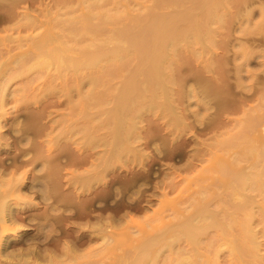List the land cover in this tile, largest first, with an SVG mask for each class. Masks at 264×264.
I'll return each instance as SVG.
<instances>
[{"label":"rangeland","instance_id":"rangeland-1","mask_svg":"<svg viewBox=\"0 0 264 264\" xmlns=\"http://www.w3.org/2000/svg\"><path fill=\"white\" fill-rule=\"evenodd\" d=\"M84 1L85 0L83 1L81 0H41V1L40 0H21V1L0 0V20H1L0 38L2 36L7 38L8 36L9 38H7V40L10 41V38H14V40H17L19 36L20 37L23 36L27 38L29 35L34 37L36 35H39L40 32L43 33L44 30L47 32L48 28L52 29L53 32L59 33L60 30H58V26L55 25L54 23L55 20L58 17H60L59 19H65L67 16H71V14L72 15L75 13L76 15L79 14V12L82 11L83 5L82 6L78 5V2L81 4V2ZM96 1L97 0H95L94 2ZM172 1L175 2L176 6L172 5L170 2L168 4L169 5L168 7V5L166 6V3L164 4L162 0H157V1L156 0H127V1L101 0V2L100 0H98L97 2H99L98 3L99 5L103 4V6H105L106 9L107 7L108 9L111 8L113 9L116 7L122 10L126 6L130 12V15H132L133 17H139V16L144 17L142 18V19L146 18L144 22L151 23L155 21L153 19L158 18V15L165 16L166 14L169 15V13L172 15L183 13V11L188 9L187 6L190 3L187 2L189 0L187 1L178 0V2L176 0H172ZM220 1L225 2V4L222 2V5L225 6H221V9H219V11L220 10L221 11L217 12V14L219 15L221 14L219 20L217 17L218 15H216L215 21L214 20L211 21L210 19L204 20L206 22V26L207 25L208 26L205 27L204 25L206 31L202 30L198 34L199 38L198 36L196 37V39L191 37L194 40L190 39L188 40V42H187V38L186 39L184 38L182 40L184 42L186 40L187 42L186 44L188 45L182 43L183 41L181 40L180 41L181 43L179 42L181 44L179 45V48L174 50V51L178 50L175 52L176 55L174 54L175 55L174 56L173 53L170 52L173 62L172 61L170 62L172 67L170 66L171 69V70L169 69L170 71H168L167 68L168 74L166 72L167 74L166 76H168V80H170L171 83H169L168 81L170 85L169 84L167 85V91H165V96L163 97L158 96L160 98L157 97L158 99H155L157 100L156 102L159 105L168 104L169 106H171L169 110L165 109L166 107L163 108L164 107L163 105L159 106L156 102L155 103L157 104V106L155 108L153 106H151L153 108L147 106L148 104L146 105L147 108L146 107L143 108V105L141 106V104L139 107L137 106V108L128 107L130 108L129 110H131V112L127 110L128 114H130L131 116L134 115L131 118L135 122L134 121L131 122H134V126L136 127V128L134 127V129L131 130L133 133L132 132L130 133V129L127 130V132L130 133V135L128 136L130 137L132 134L133 137V138L132 137L129 138L128 143L126 141V138L125 140L123 139L124 141V142L122 141L123 143L114 140L112 141V139H110L112 138L113 133L111 132L109 133V131L113 130V128H111L112 127L111 124L114 123L110 121L109 124V121H107L108 118L106 116L107 112L105 113V110L108 111V108L109 109L112 108L113 102L111 104L109 103L106 105L102 104L101 107L95 106L96 108H94L93 106V109H90L92 107L88 108L87 112L91 114V117L93 119L92 120L93 124L92 121L83 120L84 117L82 115L83 112L85 113L86 111V109L84 110V107H81L79 105H78L79 108L81 107L80 109L78 107H75L80 97H83V95L85 96L88 93L89 85L88 82H85L90 77L89 76L90 74L88 73H87L88 75L86 74L84 76L82 74L76 77L75 75L71 76L70 73L67 74L69 78L64 75L63 76L58 75L60 77L59 78L56 75L57 73L53 75L54 74L53 69L43 71L44 73L43 72L39 73L37 70H32L28 74L26 73L23 74L24 76L23 75L19 77L16 76V78L12 77L13 80H11L12 79L11 78L9 79V82L7 81L6 83H3L4 86H6L8 83L9 84L7 85L6 90L4 89V94L7 95H5L6 97L3 100L6 101L7 103L5 104V106H3L4 108L2 107L3 109L0 108V125H1L0 137H2V139L0 140V163H1L0 189H2L0 193L3 191L4 192L6 191L7 193L9 188L7 189L6 187L10 186V184H14L16 182L14 180L20 179V183L19 185H17L19 187L18 189L20 192L16 193L13 191L15 194L12 192L13 194L11 195L10 193L11 190H9L10 194L5 193V195L8 196L5 198V200L9 198V200L6 201L7 202L9 201L10 204L12 203L11 205H13V202L15 201L14 202L15 204L12 206L13 208L23 206V210L21 209L22 211H19L20 212L18 214L19 221L17 223L19 225L23 224V226H26L25 230L23 229L18 230V228L16 227L17 229L16 233L8 235V238L10 240L16 239L17 237L22 235H24L25 237H34V235L36 236V234L38 233L40 237V235L46 234L49 231V229L45 230L48 228L47 226H45L47 223H43L44 221L42 222L43 219L41 220V218L40 220L37 219L40 222L35 221L36 217L39 216V214H41L45 210L50 208L49 209L50 211L54 212L53 209H55V212L57 213L56 214L54 212L53 214V212H51L50 213L52 214L51 216L57 218V216H60L63 213L62 211L66 209V207L62 206L63 204L62 195L64 194V197L72 195V197L73 196L75 197V200L78 203V208H79L78 210L76 209L77 210L76 213H78V215H75L76 217L72 219L73 223L76 222L75 223L76 227L80 228L81 225L85 227L87 223L86 221L87 219H90V222L94 221L95 220L94 218L101 217V214H103L102 216L104 217V219L115 218L113 220L116 221L113 220L111 221L113 222L112 224L115 223L116 227L118 226L117 227L118 229L114 227L115 229L113 228L112 233L115 234H113L114 236L110 235L114 238V240L113 238L111 239V237L109 236L110 233H108L109 232L108 230L110 228H107V231H105L102 234H100L101 232L100 233L95 232L93 234L94 238L92 243H94L93 244L94 246L92 245V243L90 246L81 245L79 251V253H81L82 251L83 253H86L89 249L90 250L93 249L94 256H96L97 259L100 258L99 256H102L105 259L104 256H106L105 259L106 262L108 264L109 263L112 264L111 262L114 261V258L117 259L118 257H120L121 254L125 252L124 250H129L126 248L133 247L132 244H135L137 242V239L145 236V234L142 233H147L146 231H148L149 233L151 232L150 224L146 225V227L144 226V229L137 227L138 224L137 225L135 224L136 227H132V228L131 226L128 227L129 225L126 226L127 219L129 217L130 218L133 217L132 221L134 220L133 222L135 223L146 224L147 221H149L152 226L158 225L159 215L166 217H173V215L175 214L174 212L176 211L174 207L183 210L184 208H186V206H188L189 203H193L194 199L197 198L202 199L204 196H206V199L207 198L211 199L214 196L213 195L209 196L207 194L210 191L213 193L215 192L216 194L223 192L222 195L226 193L224 196L226 197L227 193L229 192V189H227L226 187L229 188L234 184V183L231 184L232 183L231 178L233 173H235L236 170H238L237 173H239L240 171L239 169H241L242 171V167L247 168V169L243 168L245 172L248 169H250L249 171L253 169L250 168L253 164V163L250 164V161L253 160L252 159L253 154L250 153L257 154L258 151L259 154V152H261V149H264V144H263L264 143V61H263L264 60V55H263L264 54V0H220ZM156 2L159 3L162 2V3L160 4L157 3L158 4L157 6ZM115 4H117V6L114 7L113 5ZM160 6H162V8ZM175 7H177L178 10ZM171 8H173V10ZM149 9L153 12L151 14H153L154 16L150 14L151 11ZM200 10L199 11L196 10L197 11L196 13L199 14V17H201L204 13L202 12L203 9ZM13 12L15 13L14 15ZM57 13L59 15L58 17H57ZM63 14L65 16H63ZM23 16L28 21L29 19L27 17L30 16V22L34 23L33 26L38 25V27L36 26V28L27 29L28 31L26 30V32L24 31L25 29L23 30L13 29L16 25L19 26L30 25L26 19L25 20L28 23L24 20ZM148 16L150 19H152L153 17L155 18H153L152 21L148 19ZM31 19L33 21H31ZM213 21L215 22V24ZM132 26L135 25H130V27ZM136 27L137 26H135V28ZM9 28H11L12 30H10ZM135 28L133 27L131 29L132 30L131 32L133 34L135 33L136 30ZM59 29L61 28L59 27ZM107 30H104V32H106ZM6 38L4 39L1 38L2 40H4L3 43H5ZM29 40L27 39L26 41H23V43H20V48L19 45H17L18 46L17 48L15 44L16 48L15 49L13 48L14 49V51L12 50L13 52L11 51V54L14 55V58L11 59V62H9L10 60H7L6 62L9 63L5 64L6 67L4 66V68H7L8 70L6 69L5 71L6 73L1 70L2 72L0 73L2 74L12 73L13 75L15 74L17 75L16 71L20 67L18 68V65L16 66L14 65L16 62L18 64L22 63V61H20V59L21 60L23 59L21 54H23L26 51L27 53L34 52L31 51L33 49L32 41ZM8 42L6 44L7 46L9 45ZM10 42H13L14 44L15 41L12 40ZM15 43H17V41ZM100 44L102 43L100 42ZM100 44L98 42L99 46H101ZM112 47H114L113 44L108 45V48H112ZM30 48L32 49L30 50ZM94 48L96 49V47ZM5 51L6 50L0 52L1 53L4 52L5 54L6 53ZM101 51L103 53L102 52L99 53L100 54L99 56H102L104 54L102 48ZM1 53H0V57L1 56L3 57L4 54L1 55ZM6 54L3 57V59H1L2 61L4 60L3 62H5L6 60L5 59V57H7ZM32 57L33 56H31V60L30 58L27 57L28 58L27 60L25 59L24 56L23 62L25 60L28 63H30L33 59ZM1 60L0 62L2 63ZM131 62L135 64L134 60L130 61V63ZM25 64L26 63H22L21 67ZM130 65H132V63ZM9 67L12 68L10 72H8L10 69ZM124 72L123 75L128 73V72L127 73ZM235 73H238L240 77L239 75L237 76V74ZM37 75H38L37 78L39 77L41 78L35 79V81H33ZM257 75L259 78L257 77ZM53 76L54 77L57 76L59 79L57 77L53 79L54 78ZM63 77L65 78L62 79ZM81 77L83 80L81 79ZM85 77H87V79H85ZM122 78L119 79L122 80ZM29 79L32 81L30 82ZM0 80H3V76L1 75H0ZM120 80L119 81L118 79L115 81L113 80L115 86L113 84V88L111 87L112 90L110 91H112L111 92L112 94L114 93L113 89L115 90L116 88L119 87L120 83L117 84V82H120ZM193 89L198 91L200 95L194 90L196 92L195 94ZM192 91L194 92V94H192L193 93ZM1 93L2 92H0V94ZM142 94L144 95L145 93ZM188 95L189 97H187ZM192 95L196 98H194ZM201 98L203 100L200 102ZM110 99L111 98H109V100ZM146 100L147 102L145 101V104L149 103V99L147 98ZM148 107L149 109L151 108L152 110L150 109L149 111ZM199 110L200 112L198 113ZM91 112L94 113L93 114L94 116L92 115ZM103 112L105 113V115ZM98 115L100 117L102 116V118H99ZM251 116H254L252 117L253 119L251 118ZM249 117L251 118V120L249 119ZM257 117H259V119ZM97 118L99 120L104 119L103 121L106 120L108 123L100 120L102 122H100L99 124ZM255 118H257L258 120L256 119V121L254 122ZM183 120H185V122ZM246 120H250L251 124L249 123V121ZM107 124L109 126L111 125V127H109ZM248 124L249 126H246ZM250 125L251 126L254 125V126H252V128H248L250 127ZM20 129H23L22 131H24L23 133L20 131L22 134L19 131H17ZM37 129L39 130V132ZM125 129H128V125L127 128ZM83 132L85 133V135ZM239 132H240V136L234 137V135L237 133L239 134ZM227 138L228 139L230 138V143L226 140ZM106 139L107 141L110 140L109 143L105 141ZM223 140H226V142H228L229 145L224 143ZM88 141L91 143H89ZM221 141H223L224 144L221 143ZM215 142L216 144L217 143L218 144L215 145ZM211 144L215 146H211ZM110 145L112 147H110ZM142 152H144L145 154ZM249 156H252L251 160H249L250 159ZM32 159L34 160L31 161ZM200 161L202 162V164ZM189 164L190 167L188 168ZM44 166L47 168H45ZM259 167H260L259 169H261V166ZM187 169H189L190 171ZM6 172L9 173L6 174ZM222 172L225 173L224 176L222 175L221 177V174H223ZM228 173L231 176V178L229 177V175L227 176ZM15 175H17V177ZM14 176L16 177V179H14ZM6 177H8V179ZM223 177H226L228 179L227 180L226 178H224L226 179L227 183L224 182L225 180L223 179ZM1 178L3 179L5 178L4 179L5 181ZM229 178L231 181L229 180ZM172 179L174 180L172 181ZM7 182L10 184H7ZM4 184L5 186H3ZM169 184L170 186L173 185L172 186L173 189L171 190V192H168L165 197L166 200L167 199L168 200L164 201V198L160 197L158 194V191L161 189L159 187L161 186L162 188L163 187L166 188L167 186H169ZM224 184L226 185L225 187L226 189H224L225 186ZM177 185H178V189H177ZM205 191L207 192L205 193ZM251 193H249L250 195L248 196L252 197L255 203H257V205H255L253 210L254 211L253 213H255L254 216L255 219L253 222L254 224H252V229L257 234L256 248L258 249L256 251H257V256L259 257L260 255V257L258 258L259 260L255 259L256 261L255 260L254 261L255 264H261L262 262L264 263V197L259 196L258 193L256 192L252 194ZM25 194H26V198L24 196ZM18 195L21 196L20 198L22 199H20L19 197H18L19 199H16ZM13 197L15 198L12 199ZM30 198L32 200H30ZM175 200L177 203L176 202L174 203ZM28 201L30 202L29 205L27 203ZM145 202L149 205H147ZM79 203H81V205ZM128 203L131 204L129 205ZM30 204L31 205L38 204L39 206L36 205L35 207L38 206L36 209L34 206L30 207ZM26 206L27 208H25ZM157 206L162 207V209L160 208L162 210V211L160 210L162 213L159 211V207ZM156 208L157 210H155ZM156 211H157L156 219L154 218L155 220L153 221L154 222L153 223L149 217L153 216L152 215L153 212ZM67 212L65 214H67ZM128 212L129 214H127ZM77 216H79V219L77 218ZM30 218L34 219L33 221L35 223ZM27 220H31V221H27ZM143 220L145 222H143ZM77 222L78 224L82 222L84 223V225L81 223V225L78 226ZM124 222L126 225L123 224ZM67 224L65 223L63 225L66 227L57 226V224L54 225L52 230L55 231L52 232L55 233L51 235L56 237L57 234L58 235L61 234V231L63 232V229L65 232L68 229ZM112 224H110V226H112ZM122 224L124 226H122ZM135 225L133 224V226ZM82 226L81 228H83ZM138 228H140V232L137 231ZM80 229L79 231H81ZM126 229L129 231H127ZM42 230L44 231V233ZM67 231L70 234L69 232L70 230L68 229ZM103 237L107 239L105 240L103 239ZM108 237H110L109 238L110 240L108 239ZM51 245L52 244H50V246ZM17 247L18 246L15 247L10 246L8 247L6 252L12 253L13 251H15V249H17ZM103 248L104 250H102ZM215 248L217 249V247ZM215 248L213 247L209 248V246H207V248L204 249L203 252L204 253L206 252V255L211 257L213 256L212 255L213 251L216 250ZM222 248L221 250L217 249L219 250L218 252L219 258L217 259L219 263L218 262H213V263L249 264L248 262L245 263L244 259H241L243 260V262L240 261L241 263H239L238 261L240 260V258L238 260V257L235 256L237 255L236 254L237 252L231 254L230 252L231 248L230 249L227 247H224L223 249ZM105 253L106 254L108 253V256ZM233 256H235V258L237 259H235ZM93 258L91 257V259ZM101 258L100 260L98 259L100 262L97 264H101V260L103 263V259ZM233 259L236 261H234ZM92 261L93 262L95 261L94 263L96 264L95 258ZM88 262H90V260ZM106 262L104 261L103 264H107ZM209 262L206 263L205 261L202 263L209 264ZM251 263L254 262L252 261ZM91 264L93 263L91 262ZM158 264L161 263L159 262Z\"/></svg>","mask_w":264,"mask_h":264},{"label":"bare ground","instance_id":"bare-ground-1","mask_svg":"<svg viewBox=\"0 0 264 264\" xmlns=\"http://www.w3.org/2000/svg\"><path fill=\"white\" fill-rule=\"evenodd\" d=\"M3 1H5V0H3ZM81 1H83V0H81ZM94 1L95 0H89V1L85 0L84 2H81V4L78 2V5H81V6L83 5L82 11L79 12V14H77V15H76V13L73 14V15L71 14V16H67L66 15L67 17L65 19H59L60 17H58L59 15L57 13V17L58 18L55 20L54 23H55L56 26H58V30H60L59 33L53 32L52 29L48 28L49 31H48V29H47V32L44 30L43 33L40 32L39 35H36L34 37L33 36H29V35H28L27 38L23 37V36L22 37L19 36L17 38V40H14V38H10V41H12V40L15 41V42L17 41V43L14 42V44H13V42H10L9 40H7V38H9L8 36H7V38L4 37V36L1 37L2 39L6 38L7 41L5 40V43H3L4 40H2L0 38V41H1L2 44L6 45L7 42L9 41L13 45L12 46L9 42H8V44H9L8 46L7 45L6 46L2 45L0 43V48H1L0 51L6 50L5 52L7 53V54L5 53L7 55V57H5V59H6L5 62L7 60H10L9 62H11V59L14 58V55L11 54V51L12 50L14 51V49L16 48L17 45H19V48H20V43H23V41H26L27 39L28 40L30 39L29 41H32L33 49L30 48V50L32 49L31 51H34V52H29V53H27V51H26V52L23 53L24 55L21 54L23 59H24V56H25V59H27V60H28V58H30V60H31V56H33L32 57L33 59H32V61L30 63H28L25 60L23 62V59L22 60L20 59V61H22V63H26L25 65H23L24 67L23 66L21 67L22 63L21 64L19 63L20 64L19 65L16 62L14 66L18 65V68L20 67L19 69H22V70H19V69L17 70L16 69L17 70L16 71L17 75L16 74L13 75L12 73L11 74H9V73L5 74L6 73L5 71H6L7 68H4V66H5V64H7L9 62L5 63V62H3L4 60L3 61L1 60V59H3L5 54H4V52L3 53L0 52L1 55L4 54L3 57L2 56L0 57V60L2 61V63L0 62V72H2V71L5 72L3 74L0 73V75L3 76V80H0V82L2 81L0 83V92H2L0 94V108L5 106V104L7 103L3 99L6 97L5 95H7V94H4V89L6 90L7 85L9 83L6 86H4L3 83H6L7 81L9 82V79H11L12 77L16 78V76L19 77V76H22L25 73L28 74L32 70H37L39 73H41V72L49 70V69H53V71H54L53 75H55L57 73L56 74L57 76L58 75L59 76H63V75L67 76V74L71 73L70 74L71 76L75 75V77H76V76H79V75H82V74L85 76L88 73V74H90L89 75L90 77H89L88 80L85 81V82H88V85H89L88 93L85 96L83 95V97H80V99L78 98L79 100H78V102H77L75 107H78V108H79V106L84 107V110L86 109V111H85V113L83 112V115H82L84 117L83 120L92 121L93 119L91 117V114L89 112H87L88 108L92 107L90 109H93V106H94V108H96L97 106L101 107L102 104L106 105V104H109V103L111 104L113 102L112 103L113 104L112 108H110L111 110L109 108H108V111L105 110V113L107 112L106 116L108 118L107 121H109V124H110V121L112 123H114V124H111L112 127H111V125L109 126L107 124L109 127L113 128V130L111 129L113 132L109 131V133L110 132L113 133L112 138H110V139H112V141L114 140V141L123 143L124 142L123 139L125 140V138H126V141L128 143V140H129L130 137H132V134H131L130 137L128 135H130V133L132 132L131 130H133L134 127H135L134 126V122L135 121L132 120V118H131L134 115L131 116L130 114H128L127 110L130 109L128 107L137 108V106L139 107L140 104H141V106L143 105V108H145L147 104H148L147 106H150V107L153 106L154 108L157 106L158 103L156 102L157 100H155V99L160 98L158 96H162V97L165 96V91H167V85L169 83H171L170 80H168V76H166L168 74L167 68H168V71L171 70L170 69V66H171L170 62L172 61V56H171L170 52L173 53V55H174L175 52L178 51V50H176V51H174V50L179 48V45H181L180 41L182 39H184V38L186 39L187 38V42H188V40L192 39L191 37L196 39V37L198 36V34L202 30L206 31L205 27H207L208 25L206 26V22L204 20L210 19L211 21L212 20L215 21L216 15H218L217 17H218V20H219L221 14L219 15V14H217V12L219 11V9H221V6H225V5H222L223 1L221 2L220 0H189V1L186 0L188 3L189 2L190 3L187 6L188 9L183 11V13H179L177 15L176 14L172 15V14L169 13V15L166 14L165 16L164 15H160V16L158 15V18H155V17H153L155 19L152 18L155 21L150 19L149 16H148V19L152 20L153 22L146 23V22H144L146 20V18L142 19L144 17H141V16L133 17L132 15H130V12H129V10H128V8L126 6L122 10H120V9L115 7V6H117V4H115V5H113L115 8L108 9V7H107V9H106V7L103 6V4H102L103 2L101 3L102 5H99L98 4L99 2H97L98 0L96 1L97 3L94 2ZM176 1L178 2V0H176ZM100 2H101V0H100ZM162 2L164 4L166 3V6L170 2H171L172 5H175V2L172 1V0L171 1L170 0H162ZM162 2H160V3H162ZM157 3L160 4L159 2H156L157 6H158ZM223 3L225 4V2H223ZM101 6H103V7H101ZM183 6H185V5H183ZM160 7L162 8V6H160ZM168 7H169V5H168ZM177 7H178V5H177ZM177 7H175V8L177 9ZM144 8H146V7H144ZM182 8H184V7H182ZM39 9H40V6H39ZM171 9L173 10V8H171ZM200 9H203L202 12H204L202 16H201V13H200L201 17H199V14L196 13L197 12L196 10L199 11ZM143 12H145V11H143ZM151 13H153V12L151 11L150 14ZM160 13H161V11H160ZM14 14L15 13L13 12V15ZM54 14H55V12H54ZM155 14H157V13H155ZM151 15L154 16L153 14H151ZM63 16H65V15L63 14ZM11 17H13V16H11ZM20 18H22V17H20ZM27 18L29 19V21L25 17H24V20L26 19L29 22L30 25H20V26L16 25L13 29H15V30H17V29H21V30L25 29L24 31L26 32L27 29L36 28V26L38 27V25H36V26L34 25L35 26L34 27L33 26L34 23L30 22V16L27 17ZM14 19H15V17H14ZM31 21H33V20L31 19ZM35 21H36V19H35ZM211 23H210V25H211ZM36 24H38V23H36ZM214 24H215V22H214ZM130 25H135L137 27L136 28H135V26L130 27ZM204 25H205V27H204ZM8 26H10V25H8ZM109 26H110V28H109ZM53 27H55V26H53ZM59 27L61 29H59ZM133 27L136 29L134 34L131 32L132 31L131 29ZM9 29L12 30L11 28H9ZM58 30H56V31H58ZM104 30H107V31L104 32ZM207 30H208V28H207ZM186 35L188 37L189 36L190 37L188 38ZM198 38H199V36H198ZM18 39H19V41H18ZM194 39H192V40H194ZM82 40H84V41H82ZM199 41H197V42H199ZM98 42H99V44L101 42L102 44H100V45L101 46L104 45V46H102V47L99 46ZM187 42L185 40V42L183 41L182 43H185V45H188V44H186ZM15 44H16V46H15ZM110 44H113L114 47L108 48V45H110ZM97 45H98V48H97ZM9 46H11L12 48L9 47ZM182 46H183V44H182ZM94 47H96V49ZM17 48H18V46H17ZM101 48L103 49L104 54L102 56H99L100 55L99 53L102 52ZM99 50H100V52H99ZM259 57H261V56H259ZM133 60H134L135 64H133V62H131L132 65H130L131 64L130 61H133ZM11 65H9V66H11ZM235 65H237V64H235ZM240 67H241V65H240ZM9 68L10 69H9L8 72H10L11 69H12L11 67H9ZM13 72H14V70H13ZM123 72L124 73L128 72L127 73L128 75L127 74L123 75ZM166 72H167V74H166ZM235 74H237V76L239 75L238 73H235ZM38 75L36 76V78H34L33 81H35V79H40L41 78V77L37 78ZM57 76H55V77L53 76L54 78L53 77L52 78L55 79ZM121 76L122 77L125 76V77L122 78ZM48 77H50V76H48ZM239 77H240V75H239ZM239 77H238V79H239ZM250 77H252V76H250ZM257 77H258V75H257ZM64 78L65 77H63L62 79H64ZM119 78L120 79L122 78V80H120ZM255 78H256V76H255ZM81 79H82V77H81ZM85 79H87V77H85ZM117 79H118V81L120 80V82H117V84L120 83V85H119L118 88L115 89L116 91L113 89L114 93L112 94L111 93L112 91H110V90H112L113 84L115 86V83H113V80L115 81ZM11 80H13V78ZM31 81L32 80H30V82ZM63 81H65V80H63ZM67 81H68V79H67ZM168 81H169V83H168ZM24 83H25V81H24ZM23 85H25V84H23ZM75 87H76V85H75ZM171 87H173V86H171ZM71 88H72V86H71ZM194 90L195 89H193V91ZM194 92L192 94H194ZM196 92L198 93V91H196ZM196 92H195V94H196ZM142 93H145V94L143 95ZM35 94H36V92H35ZM246 94H249V93H246ZM187 97H189V95ZM109 98H111V99L109 100ZM147 98L149 99V103L145 104V101L147 102V100H146ZM194 98H196V97H194ZM202 98H201L200 102L203 100ZM187 99H189V98H187ZM29 100H31V99H29ZM108 100H109V102H108ZM158 102H159V100H158ZM71 103H72V101H71ZM206 104H207V102H206ZM162 105L164 106L163 108L166 107L165 109H168V110L171 107L168 104H165L166 106L164 104H162ZM162 105H159V106H162ZM153 107H151V108H153ZM206 107H208V106H206ZM148 109H149V107H148ZM150 109H149V111H150ZM82 110H83V108H82ZM129 111L131 112V110H129ZM195 111H196V109H195ZM205 111H206V109H205ZM167 112H170V111H167ZM199 112H200V110L198 111V113ZM105 113H104V115H105ZM93 114L94 113H92V115ZM132 114H133V112H132ZM1 115H3V114H1ZM252 117H254V116H251V118ZM93 118H96V117H93ZM99 118H102V116L101 117L99 116ZM251 118L249 117L250 120H251ZM257 118L259 119V117H257ZM257 118H255L254 122L256 121ZM100 120H102V119H100ZM100 120L98 119L99 124L104 119L102 121H100ZM185 120H183V121L185 122ZM250 120H246V121H249V123L251 124ZM107 121L105 120L103 122H107ZM129 121H130V123H129ZM131 121H134V122H131ZM94 122H96V121H94ZM254 122H252V123H254ZM174 123H175V121H174ZM178 123H179V120H178ZM92 124H93V121H92ZM127 125H128V129H125V128H127ZM246 126H249V124L246 125ZM252 126H254V125H252ZM252 126L250 125V127H248V128H252ZM129 129H130V133L127 132V130H129ZM0 130H1V127H0ZM22 130L23 129H20V130H17V131H19V132L21 131L23 133L24 131H22ZM108 130H110V129H108ZM174 130H176V129H174ZM25 132H26V130H25ZM27 132H28V129H27ZM38 132H39V130H38ZM240 132H242V131H240ZM240 132H239V134L237 133L238 135L235 134L234 137L235 136L236 137L240 136ZM0 135H1V133H0ZM84 135H85V133H84ZM1 139H2V137H0V140ZM28 139H29V136H28ZM134 140H135V138H134ZM226 140L230 143V138L229 139L227 138ZM226 140H223L224 143L229 145V143L226 142ZM90 141H92V140H90ZM105 141H107V139ZM109 141H107V142L109 143ZM223 141H221V143H223ZM89 143H91V142H89ZM213 144H211V146H215L218 143L216 144V142H215V145H213ZM218 146H220V145H218ZM110 147H112V146L110 145ZM116 147H117V145H116ZM141 147H143V146H141ZM118 151H119V149H118ZM142 151H144V150H142ZM138 153H139V151H138ZM142 153H144V152H142ZM250 154H253L252 155L253 157L249 156L250 157L249 160H251V157L253 159V160L250 161V164L253 163L252 166L250 167L251 169L253 168L251 171H249L250 169H248L245 172V170H243V168H246V167H242V171H241V169H239L241 172L239 171V173H237L238 170H236V172L233 173V175L231 174L232 178L229 175L230 172L227 174V176L229 175V177L232 179V181H231L230 178H229V180L232 182L231 184H233V183L234 184L231 187H229V188L226 187V185L224 184L225 185L224 189H226V188L229 189V192L227 193L226 197H224L226 193H224L222 195L223 192L219 193V194L218 193L216 194L214 192L216 194L215 195L213 192L210 191L207 194L209 196L213 195L214 196L213 198H211V199L207 198L206 199V196H204L205 198L203 197L202 199H200V198L194 199L193 203H189L188 206H186V208H184L183 210H180V208L177 209L176 207H174L176 209V211L174 212L175 214L173 213L174 214L173 217H166V216L159 215L158 216L159 217V219H158V221H159L158 223L159 224L155 225V226H152L149 221H147L146 224L135 223V222H133L134 220L132 221L133 217H131V218L129 217L130 219L129 218L127 219V223H126L127 225L125 224L126 221L123 224H125L126 226L129 225L128 227L131 226V228L132 227H136V225L138 224L139 226L137 225V227H140L141 229H144V226L146 227V225L150 224V231L152 233L151 232L149 233L148 231H146L147 233H142V234H145V236L140 237L139 239H137V242L135 241L136 243L132 244L133 247L126 248V249H129V250H124L123 249L125 252H123V253L121 252L122 253L121 256L118 257V258L116 257L117 259L114 258V261L115 260L116 261L115 262L112 261L111 263L112 264H158L160 262L162 264V262H163V264H204L202 262L206 261V263H207V262L211 261V262H209V264L210 263L212 264L213 262H218L217 259L219 258L218 257L219 250H217V249L221 250L222 247L223 248L227 247L229 249L231 248L230 249L231 250L230 251L231 254L232 253L234 254V253L237 252L236 253L237 255H235V256L238 257V260L240 258V260L238 261L239 263H241L240 261L243 262V260H241V259H244L245 263L248 262L249 264H255V261L259 260L258 258L260 257V255H259V257L257 256V251H256L258 249V248H256V245H257V243H256L257 242L256 241L257 234L252 229V224H254L253 222H254V219H255V217H254L255 213H253L254 212L253 210H254L255 205H257V203H255L253 198L249 197L248 195H250L249 193H251V192L252 193L256 192V193H258L259 196L264 197V149H261V152H259V154H258V151H257V154H254V153H250ZM33 158H35V157H33ZM141 158H142V156H141ZM33 160L34 159H32L31 161H33ZM238 160H239V158H238ZM47 162H48V160H47ZM187 163H189V162H187ZM201 164H202V162H201ZM19 166H21V165H19ZM192 166H194V165H192ZM256 166H258V167H256ZM259 166H261V169H259L260 168ZM189 167H190V164H189L188 168ZM45 168H47V167H45ZM187 170H189V169H187ZM221 171H220V173H221ZM85 172H87V171H85ZM8 173L6 172V174H8ZM11 173H12V171H11ZM222 173L223 174H221V177H222V175L224 176L225 172H222ZM180 174H181V172H180ZM200 174H201V172H200ZM234 174H236V175H234ZM17 175H20V174H17ZM17 175H15V176L17 177ZM75 175H77V174H75ZM174 175H175V173H174ZM15 176H14V179H16ZM225 176H226V174H225ZM6 178L8 179V177H6ZM20 178H22V177H20ZM224 178H226V177H223V179ZM1 179H3V178H1ZM7 179H6V181H7ZM198 179H200V178H198ZM226 179H224L225 180L224 182H226ZM173 180L174 179H172V181ZM14 181H16L14 184H10V183L7 182V184H10V186L6 187L7 189L9 188L7 193H9V190H11L10 191L11 195L14 192H16V193L20 192L19 189H18L19 187L17 186L20 183V179L19 180L17 179V180H14ZM230 181H228V182H230ZM10 182H13V181H10ZM177 182H178V180H177ZM170 184L167 187L165 186L166 188H164V187L162 188L161 186L159 187L161 189L158 191V194H159L160 197L164 198V201L166 200L165 197H166L167 193L171 192V190L173 189L172 188L173 185L170 186ZM165 185H167V184H165ZM3 186H5V184ZM163 186H164V184H163ZM227 186H228V184H227ZM159 188H157V189H159ZM177 189H178V185H177ZM1 190L2 189H0V191ZM34 191H36V190H34ZM206 192L207 191H205V193ZM5 193H6V191L5 192L3 191V192L0 193V264H82V262H83V264L84 263H86V264L90 263L91 264V262L93 264H95L94 263L95 261L94 262L92 261L94 258H95L96 264H97V263L100 262L99 260H100V258L102 256H99L100 258H98L99 259L98 260L96 258V256H94L93 249L90 250L89 248H88L89 250L86 253H83L82 250H81L82 252L79 253L81 245L82 246L83 245H85V246L89 245L90 246L92 241H93V238H94L93 234L95 232H97V233L101 232L100 234H102L105 231H107V228H110L108 230L109 231L108 233H110L109 234V236H110V235L115 234V233H112L114 227L116 229H118L117 228L118 226L116 227L115 223L112 224L113 222L111 221V220H113L115 218H111V219L107 218L108 219L107 220V219H104V217L102 216L103 214H101V217H99V218H94L95 220L91 221V222H90V219H87L86 220L87 223H86L85 227H83L81 225L82 222L79 223V224L77 222L78 226L81 225L84 229L81 228V226H80L81 229L79 227H76L75 226L76 222L73 223L72 219H74L76 217L75 215H78V213H76V211L79 209L78 208V203L76 202L74 196H73L74 197V199H73L72 195H69L67 193L69 196H65V197H64V194L63 195L61 194L63 196V200H62L63 204H62V206L66 207V209H64V211H62L63 212L62 214L60 213L61 214L60 216H57V218L56 217L55 218L52 217L51 216L52 214H50V213L53 212V211H50L49 210L50 208H49L47 210L44 209L45 211L42 212L41 214H39V216L36 217L35 221H39L40 218H41V220L43 219L42 222L44 221L43 223H47L45 226H47L48 228L47 229L44 228V229L45 230L49 229V231L46 234L40 235V237H39L38 233L37 234L35 233L36 236L34 235V237H25L24 235H22V236L17 237L16 239L10 240L8 238V235L9 234H15L16 230H17L16 227L18 228V230L19 229L20 230H22V229L25 230L26 226H23V224L19 225L17 223L19 221V217H18V214L20 213L19 211L23 210V206L22 207L19 206L20 208L19 207L13 208L12 206L15 204L14 203L15 201L13 202V205H11L12 203L10 204L9 201L7 202L6 200H9V198L5 200V198L8 197L7 195H5ZM72 193H73V191H72ZM77 193H79V192H77ZM29 195H31V194H29ZM65 195H66V193H65ZM24 196L26 198V194ZM18 197L20 198L21 196L18 195L16 197V199H19ZM92 197H93V195H92ZM14 198L15 197H13L12 199H14ZM20 199H22V198H20ZM203 199H206V200H203ZM30 200H32V199L30 198ZM175 202H176V200L174 201V203ZM27 203L29 205L30 202L28 201ZM31 204H30V207L31 206L35 207L36 205H38V204H35V205L34 204L31 205ZM79 204L81 205V203H79ZM133 204H135V203H133ZM147 205H149V204H147ZM184 205H185V203H184ZM175 206H177V205H175ZM37 207H35V208L37 209ZM157 207H159V211L162 209V207H160V206H157ZM25 208H27V206ZM51 208H52V206H51ZM53 210L55 212V209H53ZM155 210H157V208ZM54 212H53V214H54ZM66 212H67V214H65ZM127 214H129V212ZM156 214H157V211L153 212V214H152L153 216L149 217L150 220H152V222L156 219ZM164 215H165V212H164ZM24 216H25V214H24ZM79 216H77L78 219H79ZM107 217H109V216H107ZM143 217H145V216H143ZM37 219H39V220H37ZM31 220L33 221L34 219H31ZM31 220H27V221H31ZM113 221H116V220H113ZM143 222H145V221L143 220ZM65 223L66 224L68 223L67 225H68V229L70 230L69 231L70 234L68 233V231H67L68 229L66 228L67 230L65 232H64V229H63V232L61 231V234L60 235L57 234L58 236L56 235V237L51 235V234L55 233V232L54 233L52 232V231H55V230H52L54 225L57 224V226H63ZM120 223H122V222H120ZM129 223L130 224L132 223V224L130 225ZM82 224L84 225V223H82ZM110 224H112V226H110ZM123 224H122V226H124ZM133 224L134 225L136 224V225L133 226ZM43 226H44V224H43ZM119 226H121V225H119ZM63 227H66V226H63ZM253 227H255V226H253ZM140 228H138L137 231L140 232ZM236 228H238L239 230L236 229ZM79 229L81 231H79ZM123 230H125V229H123ZM127 231H129V230H127ZM43 233H44V231H43ZM110 237H111V239L113 238L112 236H110ZM110 237H108V239ZM103 239L106 240L107 238L103 237ZM103 239H101V240H103ZM113 240H114V238H113ZM82 241H84V242H82ZM108 243H110V242H108ZM50 244H52V245L50 246ZM93 244L94 243H92V245ZM132 245H129V246H132ZM134 245H135V248H134ZM10 246L11 247L12 246H14V247L18 246V247L12 253H7L6 251H7L8 247H10ZM207 246H209V248L210 247H213V248L217 247V249L215 248L216 250H214L213 253H212V255L214 257L213 256L209 257L208 255H206V252L205 253L203 252L204 249L207 248ZM260 246H262V245H260ZM260 246H257V247H260ZM106 247H108V246H106ZM96 249H98V248H96ZM102 250H104V248ZM106 250H107V248H106ZM91 251H92L93 254L91 253ZM214 252H216V253H214ZM95 253H96V251H95ZM96 255H97V253H96ZM106 255L108 256V253ZM93 256H94V258H93ZM235 256H233V257L235 258ZM91 257L93 259H91ZM104 257L106 259V256H104ZM101 259H103V263H104V261L106 262V260L103 257ZM235 259H237V258H235ZM89 260H90V262H88ZM234 261H236V260H234ZM252 261L254 263H251ZM231 262H232V260H231ZM238 262H236V263H238ZM103 263H102V260H101V264H103ZM213 264H215V263H213Z\"/></svg>","mask_w":264,"mask_h":264}]
</instances>
